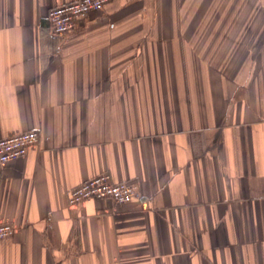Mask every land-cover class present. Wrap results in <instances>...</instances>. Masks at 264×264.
I'll use <instances>...</instances> for the list:
<instances>
[{
	"label": "crops",
	"instance_id": "0c3cea01",
	"mask_svg": "<svg viewBox=\"0 0 264 264\" xmlns=\"http://www.w3.org/2000/svg\"><path fill=\"white\" fill-rule=\"evenodd\" d=\"M69 1L0 0V135L41 133L0 164V264H264V0H112L55 34ZM103 172L138 196L69 204Z\"/></svg>",
	"mask_w": 264,
	"mask_h": 264
},
{
	"label": "built area",
	"instance_id": "2783aa9c",
	"mask_svg": "<svg viewBox=\"0 0 264 264\" xmlns=\"http://www.w3.org/2000/svg\"><path fill=\"white\" fill-rule=\"evenodd\" d=\"M112 0H72L55 5L49 9L50 28L55 34L69 32L77 19L86 17L91 10H101ZM41 133L37 129L16 133L10 136L0 135V164L27 154L30 146L40 141ZM138 196L135 182L114 180L108 172L94 175L71 188L68 192L70 205H77L85 200L100 198L110 199L117 204L132 201ZM14 233V225L0 223V240Z\"/></svg>",
	"mask_w": 264,
	"mask_h": 264
},
{
	"label": "rangeland",
	"instance_id": "374dc122",
	"mask_svg": "<svg viewBox=\"0 0 264 264\" xmlns=\"http://www.w3.org/2000/svg\"><path fill=\"white\" fill-rule=\"evenodd\" d=\"M215 22L214 20H206L205 26H203V32H211L212 31V23ZM215 27V26H214ZM211 28V30H209Z\"/></svg>",
	"mask_w": 264,
	"mask_h": 264
}]
</instances>
